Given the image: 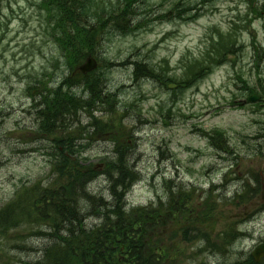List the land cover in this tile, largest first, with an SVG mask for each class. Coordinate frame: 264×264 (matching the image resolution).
I'll return each instance as SVG.
<instances>
[{"label": "rangeland", "instance_id": "rangeland-1", "mask_svg": "<svg viewBox=\"0 0 264 264\" xmlns=\"http://www.w3.org/2000/svg\"><path fill=\"white\" fill-rule=\"evenodd\" d=\"M246 2L136 0L131 9L136 20L125 27L127 33L106 28L108 36L96 50L102 60L113 63L105 73V90L110 107L118 111L114 129L127 132L132 150L126 151L128 167L135 173L125 200L127 207L163 198L166 181L172 182L173 193L180 190L178 187L199 190L186 202L185 211L174 215L154 237L159 254L166 256L164 264H233L239 258L246 260L255 246L264 243V101L259 98L248 103L251 96L242 93L241 83L253 86L257 77H264V23L248 17L247 25L253 22L239 34L241 51L236 48L228 53L231 56L222 66L177 96L154 81L134 82L130 62L142 60V55L155 65L166 59L169 74L177 75L181 58L203 53L207 37L232 33L236 25L232 23H240L239 13L242 17L246 14ZM255 2L259 6L264 0ZM0 15V211L20 197V206L15 209L28 214L34 196L44 189L58 192L64 184L54 169L59 150L53 149L52 138L45 142L36 136L26 91L37 79L50 80L52 75L56 82L62 76L53 41L51 16L55 12L44 0H0ZM93 25L98 26L97 21ZM252 38L262 48L259 55L254 53ZM191 72L195 74L196 69ZM254 104L259 105L251 106ZM102 110H107V105ZM102 110L95 115L107 121ZM77 119L72 124L74 130L90 123L84 113ZM214 128L222 129L229 139L231 153L221 154L224 158L218 157L197 131ZM79 145L83 147L81 156L75 155L74 160L90 170L102 173L115 161L109 136ZM212 184L222 186L216 192L220 199H211L216 209L205 216L202 199ZM111 186V180L100 175L86 192L108 202ZM82 208L88 229L102 224L104 219L101 221L96 211L104 207L96 200L85 201ZM186 229L193 237L189 242L183 237ZM226 229L241 230L247 236L232 247L224 244L221 253L215 252L211 248L223 243L221 234ZM38 230L41 227L33 225L9 230L8 249H0V264H27L39 259L33 249L44 246L45 240L29 236ZM2 242L6 244L0 237V245Z\"/></svg>", "mask_w": 264, "mask_h": 264}, {"label": "trees", "instance_id": "trees-1", "mask_svg": "<svg viewBox=\"0 0 264 264\" xmlns=\"http://www.w3.org/2000/svg\"><path fill=\"white\" fill-rule=\"evenodd\" d=\"M109 1L46 0L48 8L54 9L55 12V15L51 16L54 18L53 24L55 25L54 39L65 58V67L68 69L69 75L63 79L52 98L46 97V95L42 96L43 110L39 111L40 131L43 135L50 136L58 130L59 136L54 139L56 150H59L55 157L58 160L57 165H55V172L58 180L64 181V184L58 192L45 189L40 191L36 205L37 207L41 206V208L34 207V203L32 207L43 224L51 222L55 225L52 231L75 222L78 223V230L76 233L71 232L70 240L65 239L69 244L68 247L63 245L64 238H57L55 248L44 251L43 259L34 264H164L167 261L166 256L162 257L155 247L157 246L154 240L156 228L161 222L160 215L156 213L164 210L162 217L164 220H168L170 210L175 209V207L176 209L181 208L190 200V193H193V190L187 189L172 193L168 187L169 196L165 204L158 203L155 208L150 207L144 210L138 208L129 212L124 209L125 204L122 202V197L131 187L135 173L128 167L126 151L130 147L126 141L127 133L123 130L115 131L114 125L118 112L110 107L109 94H105L103 90L104 73L107 71V67L99 68L97 72L88 76L74 74L75 69L86 56L95 55L96 47L99 40L104 36L107 24L112 25L111 28L114 31H120L123 30V26L128 25L129 19L132 18L131 10H126L117 15H109L116 16L114 18L103 19L104 16L101 17V15L108 10ZM248 4L249 9L246 16L239 18V27L236 25L237 27L231 29L232 33L217 34L215 38L210 39L203 55L183 63L182 67L187 73L177 79L179 82L177 83L172 79L169 82L175 83L179 89L186 90L208 74L213 66L221 63L226 54L234 52L236 48L240 50L239 34L249 27L247 25L248 17L254 19L264 16V4L260 8L255 7L253 2ZM95 21H97L98 26L93 25ZM253 48L256 55L262 51L257 44L253 45ZM162 63L165 64V62ZM132 65L135 80L162 81V69L157 72L151 61L137 60ZM255 67L258 68L257 65ZM194 69H196L195 74L191 72ZM188 74L193 75L189 78ZM79 88H81L82 93H87V100L77 97L74 89ZM245 91L248 96L258 94L264 101V79H258L254 88L245 87ZM105 105H107L105 112L109 117L107 122L90 116L92 111L102 110ZM81 111L91 117L90 126L94 128V137L111 136L115 154V161L106 165L102 173L111 179L112 186L109 192L116 197L118 204L114 209H108L111 210V213L103 212L101 218L104 221L102 224L91 229L85 227L82 205L84 200L91 202L85 194L86 184L93 180L97 173L74 160V156L78 155L79 150L82 149L79 141L82 142L84 136L82 135L83 129L70 131L69 124L70 119L77 120V114ZM200 134L208 140L212 148L225 151L223 145L227 144V141L223 132L213 130L209 133L201 132ZM115 182L119 184L116 185ZM169 184L167 183V185ZM119 188L122 189V193L117 191ZM207 203L204 205L205 216L210 214L213 209V206L211 208ZM17 206H20L19 201L0 211L1 232L6 233L10 226H18L20 220L26 223L28 218L33 215L32 210L28 214H25V210L22 212L16 210L15 207ZM235 235L231 232H225L222 239L223 243L219 247L212 246L211 249L221 253L220 248L224 244L231 245ZM54 237L55 233L50 234L49 241ZM184 237L186 239V236ZM192 239L193 237H190L187 240Z\"/></svg>", "mask_w": 264, "mask_h": 264}, {"label": "bare ground", "instance_id": "bare-ground-1", "mask_svg": "<svg viewBox=\"0 0 264 264\" xmlns=\"http://www.w3.org/2000/svg\"><path fill=\"white\" fill-rule=\"evenodd\" d=\"M117 191H119L120 193H122V189H117ZM99 203V205L101 207H104V209L99 210L100 212H107L108 214L111 213V210H108V209H114L116 207V205L118 204L117 203V200H116V197L114 195H112V193L110 192V200L108 202H104L103 201V198L100 197L99 200L97 201ZM122 202H124L125 204V198L122 197ZM107 210V211H105ZM65 219V218H63ZM67 223H69L67 220H66ZM69 230V231H68ZM78 230V223L75 222L73 224H66V226L63 228L62 226L61 227H58L57 230H55V237L49 241V238L45 241V245L44 246H40L39 249H33V253H38L39 255V259L36 258V261L35 262H30V263H27V264H34V263H38V261L42 260L43 259V252L46 251V250H49V249H52V248H55V244L57 243V238H64L63 240V245L65 247H68L69 244L66 240H70L71 237H72V234L71 232H74L76 233ZM66 239V240H65ZM32 251V250H31Z\"/></svg>", "mask_w": 264, "mask_h": 264}, {"label": "water", "instance_id": "water-1", "mask_svg": "<svg viewBox=\"0 0 264 264\" xmlns=\"http://www.w3.org/2000/svg\"><path fill=\"white\" fill-rule=\"evenodd\" d=\"M96 63L93 60H88L84 66L80 68V71L83 73L90 72L95 69ZM253 99H251L252 101ZM253 257L258 261L261 257H264V245L259 246L256 251L253 253Z\"/></svg>", "mask_w": 264, "mask_h": 264}]
</instances>
